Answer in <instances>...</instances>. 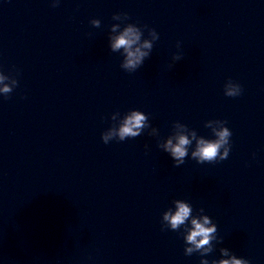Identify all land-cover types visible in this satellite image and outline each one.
I'll list each match as a JSON object with an SVG mask.
<instances>
[{
  "label": "clouds",
  "instance_id": "9594fccd",
  "mask_svg": "<svg viewBox=\"0 0 264 264\" xmlns=\"http://www.w3.org/2000/svg\"><path fill=\"white\" fill-rule=\"evenodd\" d=\"M58 5L59 0H52V7H57ZM112 19L120 23H114L110 27L111 51L117 53L122 50L123 59L120 63V68L128 73H133L150 57L154 43L160 38L159 33L147 25L141 27L135 23H127L130 19L127 13H116ZM90 23L96 28L101 25L99 19H92ZM145 30L148 34L146 38L144 36ZM179 47L180 42L178 41L177 48ZM182 58L181 53L174 54L172 57L173 64L169 65V67L172 68L174 63ZM18 74V70L15 75L11 73L5 74L0 71V95H3L5 99L9 98L10 94L18 86L16 78ZM242 91V86L232 79H228L224 84V95L227 97H237L242 94ZM118 116H121L119 112L112 114L111 120L114 123L101 134V140L104 144H108L114 139L124 141L136 138L145 129L151 127L148 116L140 110H129L123 114L122 119L119 121H117ZM213 124L220 126L213 127ZM226 124L227 121L225 120H209L205 123V127L211 128L214 138L197 137L195 131H192L190 135L175 132L169 135L163 143H158V147L169 154L174 167H179L185 163V159L189 157V149L193 141H195V147L191 151V159L198 164L219 163L229 157L232 147L230 141L232 132ZM173 128L187 129V125L176 121L173 124ZM155 133L156 129L153 128L149 135ZM145 148H147V145H145ZM172 205H174V210L173 207H169L162 213L161 230L180 232L185 243L184 254L186 256L198 253L200 257H206L212 253L213 244L211 242H222L217 237V225L212 218L208 215H202L205 211L203 208L198 209L194 215L192 204L182 199L173 200ZM219 251L222 257L228 258L212 259L211 261L201 258L200 264H251L246 258H237L235 254H230L227 248H221Z\"/></svg>",
  "mask_w": 264,
  "mask_h": 264
}]
</instances>
